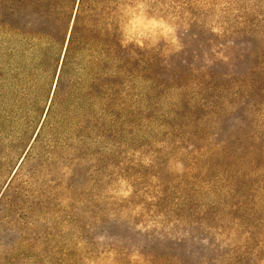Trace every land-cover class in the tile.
<instances>
[{
	"label": "rangeland",
	"instance_id": "374dc122",
	"mask_svg": "<svg viewBox=\"0 0 264 264\" xmlns=\"http://www.w3.org/2000/svg\"><path fill=\"white\" fill-rule=\"evenodd\" d=\"M122 11L118 122L90 76L0 79V264H264V0Z\"/></svg>",
	"mask_w": 264,
	"mask_h": 264
},
{
	"label": "trees",
	"instance_id": "16d2710c",
	"mask_svg": "<svg viewBox=\"0 0 264 264\" xmlns=\"http://www.w3.org/2000/svg\"><path fill=\"white\" fill-rule=\"evenodd\" d=\"M135 2L6 0L0 15V79H56L57 95L61 82L83 83L88 79L81 77L90 76L91 86L83 90L84 109L94 119L118 122L133 81L136 51L122 43V7ZM90 67L94 75H89ZM70 94L68 90L66 96ZM253 153L262 158L264 145Z\"/></svg>",
	"mask_w": 264,
	"mask_h": 264
},
{
	"label": "clouds",
	"instance_id": "9594fccd",
	"mask_svg": "<svg viewBox=\"0 0 264 264\" xmlns=\"http://www.w3.org/2000/svg\"><path fill=\"white\" fill-rule=\"evenodd\" d=\"M138 7H143V5H138ZM153 28H159L161 30V35L165 36L167 39L168 34L171 33L173 30L169 27H167L163 22H156L154 21L151 25ZM215 31V29H213ZM130 37H125L124 41H122L123 44H126L129 42ZM172 43H175V40L172 39ZM136 43L139 45V41H136Z\"/></svg>",
	"mask_w": 264,
	"mask_h": 264
}]
</instances>
